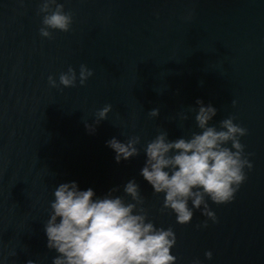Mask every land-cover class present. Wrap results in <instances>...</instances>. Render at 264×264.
<instances>
[{
	"label": "water",
	"instance_id": "water-1",
	"mask_svg": "<svg viewBox=\"0 0 264 264\" xmlns=\"http://www.w3.org/2000/svg\"><path fill=\"white\" fill-rule=\"evenodd\" d=\"M39 3L0 0V264H52L44 226L60 184L96 197L118 186L124 196L129 180L153 224L175 232L176 264H264V0H58L73 23L52 39L39 34ZM81 64L93 71L85 84L60 86ZM198 99L217 109L210 126L231 116L247 129L252 168L232 202L208 200L215 223L194 210L180 225L140 170L159 133L173 141L200 131L190 110ZM105 105L90 134L85 122ZM136 136L139 155L116 163L107 141Z\"/></svg>",
	"mask_w": 264,
	"mask_h": 264
},
{
	"label": "clouds",
	"instance_id": "clouds-1",
	"mask_svg": "<svg viewBox=\"0 0 264 264\" xmlns=\"http://www.w3.org/2000/svg\"><path fill=\"white\" fill-rule=\"evenodd\" d=\"M37 14L42 15L39 34L43 38L52 39L55 31L71 30L73 14L66 12L58 0H40ZM92 75L93 71L84 64L79 66L78 77L69 66L58 81L60 86L70 88L76 86L78 79L83 86ZM47 80L49 87H58L53 76L49 75ZM111 108L105 105L100 109L94 124L85 122L90 134ZM190 110L195 112V125L200 131L173 141L168 140L166 131L156 135L144 148L146 159L140 175L151 185L153 194H163L161 211L170 210L176 223H190L194 210H201V215L215 223L217 217L209 209L208 200L217 205L232 202L246 180L244 169L252 168L240 142L247 129L235 124L231 116L219 121V130L210 126L217 109L199 99ZM148 114L155 118L159 109ZM139 143L138 136L125 143L112 138L107 146L115 152V162L120 163L139 155ZM119 191L117 186L103 197H96L92 188L79 190L75 181L54 189L44 226L47 248L58 253L52 264H176L177 257L170 252L176 244V234L171 227H156L148 218L140 186L129 180L123 186L124 196L114 195ZM200 226L207 227V221ZM204 256L210 260L212 253L205 252ZM27 264L34 262L29 260Z\"/></svg>",
	"mask_w": 264,
	"mask_h": 264
}]
</instances>
